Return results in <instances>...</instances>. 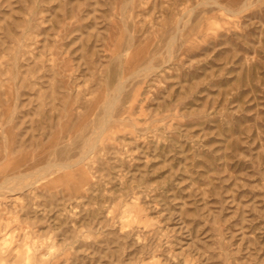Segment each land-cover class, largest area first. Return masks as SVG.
I'll return each mask as SVG.
<instances>
[{
    "label": "rangeland",
    "instance_id": "1",
    "mask_svg": "<svg viewBox=\"0 0 264 264\" xmlns=\"http://www.w3.org/2000/svg\"><path fill=\"white\" fill-rule=\"evenodd\" d=\"M0 264H264V0H0Z\"/></svg>",
    "mask_w": 264,
    "mask_h": 264
}]
</instances>
